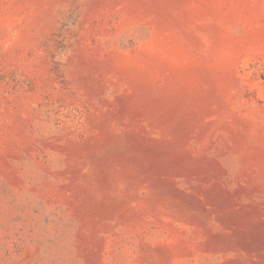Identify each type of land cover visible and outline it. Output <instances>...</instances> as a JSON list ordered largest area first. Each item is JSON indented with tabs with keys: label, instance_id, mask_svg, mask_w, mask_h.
Masks as SVG:
<instances>
[{
	"label": "rangeland",
	"instance_id": "obj_1",
	"mask_svg": "<svg viewBox=\"0 0 264 264\" xmlns=\"http://www.w3.org/2000/svg\"><path fill=\"white\" fill-rule=\"evenodd\" d=\"M0 264H264V0H0Z\"/></svg>",
	"mask_w": 264,
	"mask_h": 264
}]
</instances>
